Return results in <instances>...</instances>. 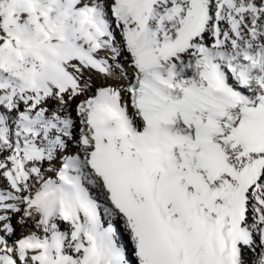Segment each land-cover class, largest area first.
I'll return each mask as SVG.
<instances>
[{"label": "snow or ice", "instance_id": "6c2138e0", "mask_svg": "<svg viewBox=\"0 0 264 264\" xmlns=\"http://www.w3.org/2000/svg\"><path fill=\"white\" fill-rule=\"evenodd\" d=\"M0 264H264V0H0Z\"/></svg>", "mask_w": 264, "mask_h": 264}, {"label": "bare ground", "instance_id": "6f19581e", "mask_svg": "<svg viewBox=\"0 0 264 264\" xmlns=\"http://www.w3.org/2000/svg\"><path fill=\"white\" fill-rule=\"evenodd\" d=\"M117 39L118 41L120 40V37H119V30H118V33H117ZM207 41L208 43H211L212 42V38L211 37H207ZM122 55L120 56V61L124 64V67L125 68H128L129 69V72L131 73V68H130V57H129V54L127 53L126 50L122 51ZM96 82L97 83H100L101 82V78L100 77H96ZM74 108H75V105L73 104L72 105V108L70 109V113H71V116L74 120V122L76 123L77 125V128L75 129V131H79V118L78 116L76 115L75 111H74ZM72 148H75V145H72ZM55 166H59V163H60V158L57 157V159L53 162ZM44 169L47 170L49 167H51V165H49L47 162L44 163ZM51 174V173H49ZM253 256L255 255L254 253L252 254Z\"/></svg>", "mask_w": 264, "mask_h": 264}, {"label": "rangeland", "instance_id": "374dc122", "mask_svg": "<svg viewBox=\"0 0 264 264\" xmlns=\"http://www.w3.org/2000/svg\"><path fill=\"white\" fill-rule=\"evenodd\" d=\"M114 26V25H113ZM116 32L118 33V29L116 30ZM123 53V52H122Z\"/></svg>", "mask_w": 264, "mask_h": 264}]
</instances>
